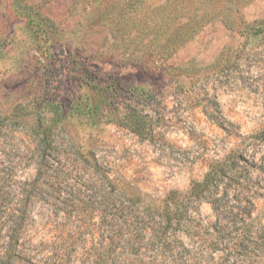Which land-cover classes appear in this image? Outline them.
Here are the masks:
<instances>
[{
	"label": "rangeland",
	"instance_id": "1",
	"mask_svg": "<svg viewBox=\"0 0 264 264\" xmlns=\"http://www.w3.org/2000/svg\"><path fill=\"white\" fill-rule=\"evenodd\" d=\"M45 104L38 177L5 116ZM222 160L232 212L153 240L150 209ZM0 176L27 208L11 264H264V0H0Z\"/></svg>",
	"mask_w": 264,
	"mask_h": 264
},
{
	"label": "trees",
	"instance_id": "2",
	"mask_svg": "<svg viewBox=\"0 0 264 264\" xmlns=\"http://www.w3.org/2000/svg\"><path fill=\"white\" fill-rule=\"evenodd\" d=\"M51 113L49 119L45 116ZM14 115L9 123H16L20 129L33 136L36 141V149L40 154L38 162V177L44 172L41 168L47 167V149L55 142V130L60 121V112L58 106L53 104H45L33 111V107L16 106L13 108L10 118ZM4 120V118H1ZM126 125L136 132H140V124L138 121L142 119L135 112L128 111L126 113ZM9 120V119H8ZM6 122V123H7ZM4 123V122H3ZM4 123V124H6ZM3 125V124H2ZM7 125V124H6ZM228 165L225 160L214 163L209 170L204 174L203 178L198 181H193L190 187L185 192L176 190L170 191L163 203L154 206L150 209L153 221V240L158 241L161 235L166 233H175V230L184 231L186 233L193 232L195 226L189 220L192 205L208 202L212 210L219 216L226 217L234 208L229 205L230 191L221 187L220 177L226 172ZM93 168H96L93 165ZM38 179V178H37ZM37 182H32L33 188H36ZM9 188L7 183H4L3 177L0 176V264H11L16 259H25L23 255L27 254L23 246L24 233L23 224L27 219V208L23 203L3 201V195L8 193L5 191ZM108 205L111 204V199L107 198ZM230 226L225 224L222 229H229ZM131 233L126 230L123 234V241L130 239ZM172 251V250H171ZM27 256V255H26Z\"/></svg>",
	"mask_w": 264,
	"mask_h": 264
}]
</instances>
